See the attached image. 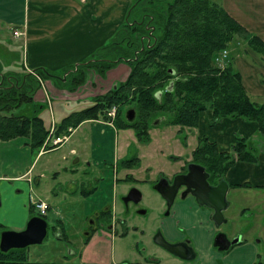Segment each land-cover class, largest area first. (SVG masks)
I'll return each mask as SVG.
<instances>
[{
  "label": "rangeland",
  "instance_id": "374dc122",
  "mask_svg": "<svg viewBox=\"0 0 264 264\" xmlns=\"http://www.w3.org/2000/svg\"><path fill=\"white\" fill-rule=\"evenodd\" d=\"M113 36L114 34L104 44H108ZM229 45L226 49V57H233V61L236 57H244L251 62L256 58L264 63V56L250 49L241 38H236V41ZM97 49L99 47L94 50V54ZM89 58H94V55H89L85 60ZM25 60V47L20 38L14 35L13 27L9 28L2 24L0 27V79L3 76L17 77L26 73ZM81 62L67 65L59 71H51L64 83L59 86L62 99L59 100L56 94L46 90L43 94L33 97L30 102H20L7 111L16 115H38L43 118L44 124L49 128L55 120H62L74 111L93 105L94 98L72 99L71 97L74 94L86 93L92 87H90L91 83L97 85L100 84V80L105 81L107 72L102 77L94 68H86L83 82L74 91L68 89L70 86L68 80L62 79L66 72L75 69V66ZM3 79L5 81V78ZM119 80L110 74L111 88L117 87ZM54 81L56 80H52L53 84ZM95 89L94 93L100 88ZM253 100L258 103L264 102L261 98ZM113 106L116 110L114 118H111L107 112ZM131 106L127 103L123 104L120 107L119 117L126 119L125 113ZM109 109L105 112L108 118L100 115V119L106 124H110L112 120L113 125L100 124V126L106 131L107 136L111 134V138L108 137L111 142L107 144L104 151L100 150L94 154V161H96L95 157L100 156L103 159L106 155L109 159L107 161H111L112 143L118 160V162L116 160L110 163L113 167L106 164L99 168L95 163L93 166H88V162H91L88 155L91 151L89 140L86 136V140L83 141L81 130L75 129L72 132L73 128L68 129L72 133L66 144L56 148L49 141L44 149L45 154L40 158L37 157L36 170L40 169L43 161L47 159L58 163L59 167L45 170L42 181L47 185V192L41 194L49 203V209L45 214L47 234L41 243L31 244L25 248L27 260L54 264L77 263L80 261L79 253L81 254L83 247L87 244H84L83 240L89 232L94 231V241L87 252L89 259L94 261H108L110 264H153L154 259L158 258L162 263H178V259L156 243V238L160 234L171 243L178 238L189 239L195 253L194 259L189 264H264V187L229 188L226 193L228 206L223 210L225 221L219 227L212 221L211 209L208 207L194 202V207L200 211L196 212L193 207V210L186 212L185 209L189 204L181 195H177L172 205L168 207L156 191L155 185L161 177H171L184 170L188 162H193L191 151L196 147L197 139L191 137L193 134L189 133L191 129L178 130L179 126L159 121L148 130L147 139L140 138L133 129H124L115 124L116 105H112ZM168 116L166 115V118ZM185 134H189L187 145L182 140ZM237 136L242 135L239 132L235 133L234 140ZM247 138L250 149L254 154L259 155L261 148H264L262 136L255 131V134ZM26 140L27 138H17L4 142L6 143L4 145L0 144V174H17L20 170H25L36 157L38 149L31 151L24 143ZM97 145L94 146V152ZM81 146L83 150L86 148L87 161H89H82L79 165H75L74 160ZM71 148H75L77 153H70ZM99 149L100 147L97 150ZM133 158H137V161L132 162L131 165H121V161ZM70 168L76 170L71 171ZM102 168L104 170H100ZM56 169L59 170V175L54 178ZM90 183L94 186V193L86 195L84 191L90 188ZM11 185L10 192L14 199L1 197V231H19L26 223H24L20 207L11 208V213L7 212V209L10 202H16L19 206L22 203L25 207L30 192L25 186H19L14 182ZM132 187L141 192L142 198L138 203L125 204L122 197ZM32 191L37 192V189L33 188ZM107 210L110 211L109 218L102 214ZM30 213L36 215L38 212L32 208ZM207 215H209L208 218ZM184 217L185 222L182 219ZM110 224L111 228L108 227ZM218 231L224 233L230 241L238 239V242L232 244L227 250H215L212 241Z\"/></svg>",
  "mask_w": 264,
  "mask_h": 264
},
{
  "label": "trees",
  "instance_id": "16d2710c",
  "mask_svg": "<svg viewBox=\"0 0 264 264\" xmlns=\"http://www.w3.org/2000/svg\"><path fill=\"white\" fill-rule=\"evenodd\" d=\"M236 38L264 56V40L212 0H131L112 40L99 47L92 54L94 58L66 72L65 81L70 83L68 89L74 91L83 82L86 68H94L104 77L121 62L129 67L127 77L117 87L95 96L93 105L65 116L57 123L54 135H70L68 129L76 128L84 120L100 119V115L108 118L105 112L116 105L115 124L133 129L140 138L147 139L148 130L159 121L179 126L178 130L193 129L198 125L200 113L209 110L210 126L223 118L253 121L257 133L264 139V102H255L249 97L233 57H225L221 66L215 61ZM37 76L40 80L55 79L58 87L64 85L61 78L42 67L17 76V83L12 86L5 87L6 76L0 83V140L27 138L24 143L31 151L40 149L49 128L38 115H16L8 111L20 102L33 99L40 88ZM126 103L135 110L132 122L118 115ZM166 115L169 116L166 118ZM247 140L237 136L229 150L223 151L206 136L200 137L191 151L192 161L204 166L216 182L236 162L258 163L259 155L253 153ZM135 161L137 158L124 160L121 165L128 166ZM236 186L256 185L229 184V187ZM89 238L90 235L85 237L84 244ZM0 264L54 263L29 262L25 249L20 248L0 250Z\"/></svg>",
  "mask_w": 264,
  "mask_h": 264
},
{
  "label": "crops",
  "instance_id": "0c3cea01",
  "mask_svg": "<svg viewBox=\"0 0 264 264\" xmlns=\"http://www.w3.org/2000/svg\"><path fill=\"white\" fill-rule=\"evenodd\" d=\"M221 1L222 2L216 3L249 32L258 35L264 40V0ZM129 3V0H0V23L1 26L2 24H5L9 28L13 27L14 35L16 31L22 33V35L18 37L26 50V72H33V70L38 67L50 71H59V69H62L67 65L78 61H84L89 55L94 53V50L97 47L103 45L123 22ZM233 63L241 75L242 84L249 97L252 100L254 98L264 99L263 61L254 58L251 62L244 57H236ZM128 72L129 67L126 64L119 63L116 67L107 71L105 81L100 80V84L97 85L91 83L90 87H92L89 88L86 93L83 95L74 94L71 98L85 99L86 97L94 98V96L102 95L111 89V83L109 82L110 74L113 78L116 80L120 79L119 82H122L127 77ZM98 87L100 89H98ZM95 88L98 90L94 93ZM46 90H49L50 93L56 94L59 100L63 98L60 94L61 89L53 84L50 79H41L40 88L35 92L33 97L35 98L39 94H43V91ZM60 116L63 117L62 115ZM210 118L211 112L209 110L200 113L197 127L188 131L189 133H193L191 137L196 138L197 141L200 137H209V141L215 142L217 147L223 151L229 150L230 145L234 140L235 133L239 132L242 136L247 137L255 134V131H257V125L255 122H247L240 118H223L213 126H210ZM59 120L60 119H57L55 122H52L49 129L51 125L56 127ZM100 124L105 125L106 123L101 119L84 120L72 130V132L75 129L81 130V137L83 141H85L86 138L89 140L91 150L88 153L91 162L89 160L88 162L87 150L86 148L83 150V147L81 146L80 152L74 160L75 165H79L83 161L88 162V166H93L95 163L101 168L106 164L113 163L117 160L114 146L111 143V149L113 152L110 159L111 161H107L109 160L107 155L106 157L104 156L105 158L103 159L100 156V158L95 157L96 161H94V154L100 150L104 151L107 144L111 142L108 139V137L111 138V134L109 133L107 136L106 131L101 129ZM107 124L110 125L109 123ZM188 135L189 134H185L182 139L186 145ZM70 138L71 136L69 135L64 143L55 147L58 148L66 144ZM4 142L6 141L0 140V144H6ZM95 143L98 144L96 148L98 149L100 147V149H95L96 151L94 152ZM44 151L45 150L41 151L39 149L36 157L25 170H20L17 174L12 175L0 174L1 204V197L3 196L14 199V196L10 192L11 184L13 182L19 186H25L30 192L25 202V207L22 203L21 206H19L16 202H10L7 209V212L11 213V208H17V206L20 207L23 212L24 223L27 222L31 216L35 215L31 213L29 214L30 198H41L47 201L43 198V194H41L47 192V185L42 181L45 177V170L47 168L59 167L58 163L51 160L48 161L49 159H47L46 161H43L40 169L36 170L38 162L37 157L39 156L40 158L44 155ZM69 152L72 154L77 153L75 148H71ZM138 158L140 161V157ZM109 166L112 165L110 164ZM70 170L75 171L76 169L70 168ZM100 170L104 169L102 168ZM55 171L56 172L53 175L54 178L59 175V170L56 169ZM224 179L227 181L228 185L248 182L251 185H256L250 187H264V150L259 154L258 163L236 162L226 171ZM89 185L90 188L85 190L84 194L87 195L88 193H91V195H93L94 186L92 183ZM33 188L37 189V192H33ZM185 200L188 201L189 204L185 209L186 212L193 210L194 201L192 198L186 197ZM194 208L196 212L200 211V209H197L196 207ZM208 217L209 215H207V218ZM182 219L185 222V217ZM186 223H188V219H186ZM25 225L22 226L20 230L23 229ZM91 234L92 235L87 244L83 247V251L81 254L79 253L81 263H94V259H89L87 254L94 241V231H92ZM98 262L101 264H110L108 261ZM153 264L181 263H158L154 260Z\"/></svg>",
  "mask_w": 264,
  "mask_h": 264
},
{
  "label": "water",
  "instance_id": "95a60500",
  "mask_svg": "<svg viewBox=\"0 0 264 264\" xmlns=\"http://www.w3.org/2000/svg\"><path fill=\"white\" fill-rule=\"evenodd\" d=\"M62 79H65L64 76ZM125 118L128 122H132L135 118V110L133 108L128 109L125 113ZM208 178L209 173L205 170L204 166L199 163L190 162L187 165V172L175 175L171 185H168L166 179H161L156 183L155 189L166 201V205L170 207L175 199L178 188L180 186H185L194 196L198 204L212 210L211 219L216 226H219L225 221L223 210L228 206L226 193L229 185L224 178H220L215 185H210ZM141 198V192L137 188L132 187L122 197V201L125 204L128 202L137 203ZM46 232L47 223L45 218L33 215L27 220L23 229L19 231L4 230L0 233V250L6 252L9 249H20L31 244H39L46 236ZM236 242H238V239L230 241L224 233H218L213 240V246L217 247L219 251H223L227 250ZM156 243L164 247L170 253L180 256L182 259L188 258L179 253L180 247L178 244H170L160 235L157 236Z\"/></svg>",
  "mask_w": 264,
  "mask_h": 264
},
{
  "label": "flooded vegetation",
  "instance_id": "af4514ba",
  "mask_svg": "<svg viewBox=\"0 0 264 264\" xmlns=\"http://www.w3.org/2000/svg\"><path fill=\"white\" fill-rule=\"evenodd\" d=\"M17 77H12V76H7V78H6V82L8 83V85H6L5 87H9V86H12V83H17V79H16ZM1 82H3V77H1V79H0V83ZM194 162V161H193ZM188 163H190V162H188ZM188 163H187V165H188ZM196 163V162H195ZM187 165L185 166V169L184 170H181L180 172H178L177 174H184V173H186L187 172ZM206 170V169H205ZM207 171V170H206ZM208 172V171H207ZM209 173V178H208V182H209V184L210 185H215L216 183H217V181L215 182V181H213V179L211 178V174H210V172H208ZM177 174H175V175H177ZM175 175H172L171 177H165V176H163V177H161L160 179H159V181L161 180V179H166L167 180V182H168V185H171L172 184V182H173V178H174V176ZM158 181V182H159ZM177 195H181V197L182 198H185L186 199V197H191L192 198V200L194 201V202H196L195 201V198H194V196L190 193V191H188L187 189H186V187L185 186H180L179 188H178V191H177V194H176V196ZM175 196V197H176ZM165 201V200H164ZM134 203V202H133ZM138 203V202H137ZM165 203H166V201H165ZM196 204V203H195ZM204 207H206V206H204ZM102 214L104 215V217H108L109 218V216H110V211L109 210H107L106 212H102ZM100 215V214H99ZM211 215H212V210H211ZM95 224V223H94ZM96 225V224H95ZM111 224L108 226L109 228H111ZM220 226V225H219ZM219 226H217V227H219ZM92 229H94V227L92 228ZM218 233H222L221 231H218L215 235H214V238H215V236L218 234ZM46 234H47V232H46ZM160 235V234H159ZM166 242H168V243H170V244H178L179 245V247H180V249H179V253H181V254H183V255H185L186 257H188V258H185V259H182L180 256H178V255H174V254H172V253H170L168 250H166L164 247H162L161 245H159L160 247H162L167 253H169L170 255H172L174 258H176V259H178V263H181V264H187V263H189L192 259H194V256H195V253H194V250H193V248H192V246H191V244H190V242H189V239H187V238H178V239H175L172 243L171 242H169V241H167L162 235H160ZM46 237V236H45ZM44 237V238H45ZM59 237V236H58ZM214 238H213V240H214ZM83 243H84V240H83ZM212 244H213V241H212ZM214 248H215V250H218L217 249V247H215V246H213ZM25 248H27V247H25ZM24 248V249H25ZM219 251V250H218ZM192 256V257H191ZM81 259V257L79 256V260ZM155 260V262H161V260H159L158 258H155L154 259ZM43 263V262H42ZM71 264H101V263H99L98 261H94V263H81L80 261L79 262H77V263H71Z\"/></svg>",
  "mask_w": 264,
  "mask_h": 264
},
{
  "label": "built area",
  "instance_id": "2783aa9c",
  "mask_svg": "<svg viewBox=\"0 0 264 264\" xmlns=\"http://www.w3.org/2000/svg\"><path fill=\"white\" fill-rule=\"evenodd\" d=\"M20 35H22L21 32L19 31L15 32L16 37ZM226 56H227V51L226 50L221 51V53L215 58L216 63L221 66ZM115 110H116L115 106H113L111 109L108 110L107 114L109 115V117L114 118ZM54 131H55L54 125H51L49 134L41 146L42 147L41 151H43L47 147V143L49 141H51L52 145L57 146L64 143L68 139L67 135H61V136L54 135ZM29 200H30L29 201L30 205L37 210L39 215L44 216L46 214L49 208V204L44 199L30 198Z\"/></svg>",
  "mask_w": 264,
  "mask_h": 264
}]
</instances>
